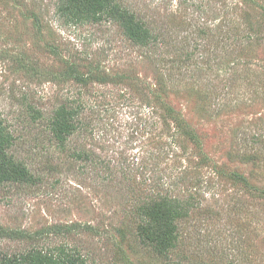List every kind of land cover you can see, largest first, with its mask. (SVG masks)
<instances>
[{"label": "rangeland", "instance_id": "374dc122", "mask_svg": "<svg viewBox=\"0 0 264 264\" xmlns=\"http://www.w3.org/2000/svg\"><path fill=\"white\" fill-rule=\"evenodd\" d=\"M59 1L0 0V112L41 178L0 186V257L264 264V0H119L152 27L148 48L110 20L66 22ZM64 105L81 122L66 151L27 111ZM155 195L194 199L168 256L137 235Z\"/></svg>", "mask_w": 264, "mask_h": 264}, {"label": "trees", "instance_id": "16d2710c", "mask_svg": "<svg viewBox=\"0 0 264 264\" xmlns=\"http://www.w3.org/2000/svg\"><path fill=\"white\" fill-rule=\"evenodd\" d=\"M57 14L69 23H100L103 20L115 22L138 47L148 48L157 41L152 27L119 0H60ZM27 111L32 124H46V131L63 151L67 149L69 138L81 127L79 110H73L66 105L48 116L32 106ZM13 134L12 126L0 112V186L36 185L41 181L40 176L12 151L16 141ZM70 157L77 161L90 159L86 150L72 152ZM193 202L192 197L180 200L168 195H155L144 199L137 208V235L140 243L159 256H168L177 250L180 241L179 224L189 217L190 209L194 207ZM57 232L61 233L62 230ZM0 264H87V260L77 249L66 246L47 252L31 249L20 254L3 256L0 257Z\"/></svg>", "mask_w": 264, "mask_h": 264}]
</instances>
